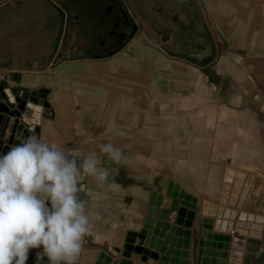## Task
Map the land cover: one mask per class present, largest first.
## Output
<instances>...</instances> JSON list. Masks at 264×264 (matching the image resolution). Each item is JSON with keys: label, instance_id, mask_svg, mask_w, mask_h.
I'll return each mask as SVG.
<instances>
[{"label": "crops", "instance_id": "crops-1", "mask_svg": "<svg viewBox=\"0 0 264 264\" xmlns=\"http://www.w3.org/2000/svg\"><path fill=\"white\" fill-rule=\"evenodd\" d=\"M172 2L0 0V80L48 102L31 121L38 136L69 155L95 154L108 173L80 181L92 225L82 250L120 257L129 231L180 205H196L193 230L234 182L249 183L238 211L264 235V0H196V16L179 15L195 19L190 32L209 30L217 53L205 66L169 54L141 27L125 35L116 18L166 23L179 14ZM101 28L123 38L109 51H78L107 47ZM104 142L120 149L119 162L100 153Z\"/></svg>", "mask_w": 264, "mask_h": 264}, {"label": "water", "instance_id": "water-1", "mask_svg": "<svg viewBox=\"0 0 264 264\" xmlns=\"http://www.w3.org/2000/svg\"><path fill=\"white\" fill-rule=\"evenodd\" d=\"M173 1L179 14L175 12L169 19L178 43L188 44V50L180 53L162 47L169 54L195 65L209 64L217 53L209 30L205 27L204 34H199L200 28L197 32H190L189 29L195 28V19L190 17L186 23L179 18L183 7L190 2ZM186 14L192 15V11L187 10ZM14 75L18 74H11L12 79H15ZM34 94L33 90L10 86L5 78L0 80V153L18 143L19 138L38 135V126H31V121L49 104L46 100H37ZM248 185V182L244 185L236 182L226 184L227 189L222 191L214 216L200 218L193 230L196 205H180L166 218H145L139 230L129 231L122 247H116L120 257L105 250L99 252L98 248H86L82 250L77 264H191V255L193 264H264L263 226L261 223L252 225V216L238 211ZM192 202L196 203V197ZM192 233L195 238L191 251ZM35 259V255L28 254L25 264H34Z\"/></svg>", "mask_w": 264, "mask_h": 264}, {"label": "clouds", "instance_id": "clouds-1", "mask_svg": "<svg viewBox=\"0 0 264 264\" xmlns=\"http://www.w3.org/2000/svg\"><path fill=\"white\" fill-rule=\"evenodd\" d=\"M97 147L121 160L111 143ZM97 163L95 154L69 155L36 134L0 153V264H25L31 249H39L34 264H77L92 228L80 181L108 179Z\"/></svg>", "mask_w": 264, "mask_h": 264}, {"label": "flooded vegetation", "instance_id": "flooded-vegetation-1", "mask_svg": "<svg viewBox=\"0 0 264 264\" xmlns=\"http://www.w3.org/2000/svg\"><path fill=\"white\" fill-rule=\"evenodd\" d=\"M176 3L175 1L172 2L173 7H176ZM179 5V4H178ZM185 7V6H184ZM183 7V8H184ZM190 9H192V15L196 16L198 14V8L196 6V4L194 3L193 0H190ZM186 10H183V14L181 16H183V18L186 17ZM116 13H118L116 11ZM119 14V13H118ZM118 20L124 21V25L126 26V28H124L125 35H132L136 30H138V27H141L142 29H144V33L146 34V36L150 37L153 40H157L158 42L162 43L163 45H165L167 48L171 49V50H177V52H186L188 50V44L184 43V45H181L178 43L177 41V37H176V33L174 31V28L171 24V21L168 20L166 23H164L163 19H161L160 22H154L153 21H149V23H147L146 21L141 22L139 24H134L132 22V20L130 19H120L119 15H116ZM152 20V19H151ZM157 23V25H156ZM158 26V27H157ZM148 28H152V31H150ZM156 28H167V30H157ZM100 29V28H99ZM112 28H101V32L99 35H103L102 37H104V39H100V43L103 45H106L107 47H104L101 51H109L111 50V47L116 43L121 41L122 34L123 33H114L111 30ZM72 31L68 30V36L70 37V35H72ZM86 34H83V38H82V44L80 43L79 46H81L82 48H85L87 46H89L91 44V42H89L88 40H86L85 38ZM106 40V41H105ZM191 42V40H190ZM89 49V48H88ZM183 50V51H182Z\"/></svg>", "mask_w": 264, "mask_h": 264}, {"label": "rangeland", "instance_id": "rangeland-1", "mask_svg": "<svg viewBox=\"0 0 264 264\" xmlns=\"http://www.w3.org/2000/svg\"><path fill=\"white\" fill-rule=\"evenodd\" d=\"M170 18V17H169ZM168 18V19H169ZM170 20V19H169ZM101 49H103L102 47H97L96 49H80L78 51L80 52H97V51H100Z\"/></svg>", "mask_w": 264, "mask_h": 264}]
</instances>
